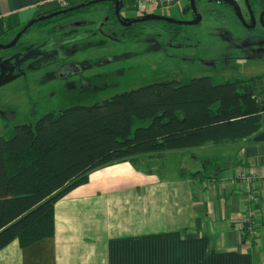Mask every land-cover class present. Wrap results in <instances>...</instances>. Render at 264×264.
I'll return each mask as SVG.
<instances>
[{
    "label": "crops",
    "instance_id": "0c3cea01",
    "mask_svg": "<svg viewBox=\"0 0 264 264\" xmlns=\"http://www.w3.org/2000/svg\"><path fill=\"white\" fill-rule=\"evenodd\" d=\"M86 1L0 0V41L7 44L40 16ZM119 2L129 21L139 19L136 0ZM189 151L193 158L169 166L181 170L171 178L129 163L92 172L87 184L56 203L54 236L28 247L9 244L0 264H264V119L248 139ZM176 152L147 160L159 167ZM244 172L255 182L242 180ZM249 194L257 197L253 205ZM250 207L256 239L242 235Z\"/></svg>",
    "mask_w": 264,
    "mask_h": 264
},
{
    "label": "trees",
    "instance_id": "16d2710c",
    "mask_svg": "<svg viewBox=\"0 0 264 264\" xmlns=\"http://www.w3.org/2000/svg\"><path fill=\"white\" fill-rule=\"evenodd\" d=\"M195 1L197 5L199 0ZM215 1L232 6L226 0ZM249 1V6L255 4L264 11V0ZM99 5L105 21L119 23L111 0L33 27L86 16ZM158 22L172 39L179 38L184 29ZM135 26L121 32L134 38L131 29ZM4 52L8 59L27 51L19 42ZM8 63L1 66L0 61V79L10 72ZM263 115L264 75L232 77L223 83H215L211 76L186 83L165 80L82 107L47 109L17 125L10 139L0 138V251L15 241L28 247L53 237L56 203L87 184L92 172L123 162L139 167L140 160L159 159L166 152L236 143L260 132ZM213 179L216 176L208 180Z\"/></svg>",
    "mask_w": 264,
    "mask_h": 264
},
{
    "label": "rangeland",
    "instance_id": "374dc122",
    "mask_svg": "<svg viewBox=\"0 0 264 264\" xmlns=\"http://www.w3.org/2000/svg\"><path fill=\"white\" fill-rule=\"evenodd\" d=\"M228 2L232 6L199 0L196 8L202 16L201 23L184 26L177 39H172L158 21L134 24L131 30L135 37L130 38L121 32L122 24L105 21L102 5L86 16L30 28L19 41L26 53L5 59L7 50L0 49L1 66L9 62L10 70L2 73L5 75L0 79V83L8 82L0 87V138L10 139L17 125L27 123L47 109L82 107L156 82L186 83L195 77L211 76L215 83H223L232 77L264 75L261 9L255 4L251 6L253 18L259 22L257 28L250 30L239 19L241 16L246 24L250 25L251 21L253 24L246 1ZM190 7L189 0H185L178 6L144 11L137 18L158 14L196 22ZM120 16L124 22H130L121 11ZM225 150L214 152L219 155ZM188 152L191 151L165 155L159 167L147 158L140 160L139 167L123 163L138 169L156 168L159 175L171 178L181 170H171L169 166L176 168L177 163L186 160L184 157L189 159Z\"/></svg>",
    "mask_w": 264,
    "mask_h": 264
},
{
    "label": "water",
    "instance_id": "95a60500",
    "mask_svg": "<svg viewBox=\"0 0 264 264\" xmlns=\"http://www.w3.org/2000/svg\"><path fill=\"white\" fill-rule=\"evenodd\" d=\"M105 1H111V0H90L89 2H86V3H83V4H80V5H77L73 8H70L69 10H61V11H58V12H54L52 14H48V15H44V16H40L34 20H32L30 23H28L17 35V37L15 38V40L10 43V44H0V49L2 50H10L12 49L13 47H15L17 45V43L22 39V37L24 36V34L27 33V31L32 28L35 24H37L38 22H42V21H46V20H49V19H52L56 16H59L61 14H64L66 12H69V11H73V10H78V9H81V8H84V7H88V6H91V5H95V4H99V3H104ZM115 2V5H116V16H117V19L119 20V24H122L124 27H129L131 25H134L136 23H141V22H149V21H162V22H169V23H174V24H177V25H180V26H192V25H198L201 23V19H202V16L198 13V10L196 8V1L195 0H190V5L192 8V11L193 13L196 15L197 17V21L196 22H185V21H182V20H176L174 18H170L169 16H165V15H154V16H149L147 18H141L140 20L137 19V20H133L131 22H124L122 19H121V16H120V2L119 0H112ZM226 1H232V0H226ZM246 3H247V6L249 7L250 11H251V18L254 17L253 15V12L251 10V6H249V0H245ZM263 16H264V11L263 13L261 14V22L263 23ZM239 19H241V22L242 24L244 25L245 28L249 29V25L246 24V22L241 18V16L239 17ZM254 20V24L251 26L250 30L251 29H255L256 28V24H255V19L253 18ZM102 26L99 25L98 29H100Z\"/></svg>",
    "mask_w": 264,
    "mask_h": 264
},
{
    "label": "built area",
    "instance_id": "2783aa9c",
    "mask_svg": "<svg viewBox=\"0 0 264 264\" xmlns=\"http://www.w3.org/2000/svg\"><path fill=\"white\" fill-rule=\"evenodd\" d=\"M181 0H136V11H140V12H144L148 9L151 8H169L171 6H178L180 4ZM242 177V180L244 181H248L251 180L250 182L254 183L255 181H253L255 179V176L253 174H251V172H244L242 174H239ZM251 183V184H252ZM257 200V197L254 194H249L248 195V203H250V205H253V202ZM251 208V207H250ZM248 209L247 211V218L245 220V226L242 228V235H249L251 238L256 239L259 236V232L257 230V225L254 221L253 218V214H254V210L253 208H251V210Z\"/></svg>",
    "mask_w": 264,
    "mask_h": 264
},
{
    "label": "flooded vegetation",
    "instance_id": "af4514ba",
    "mask_svg": "<svg viewBox=\"0 0 264 264\" xmlns=\"http://www.w3.org/2000/svg\"><path fill=\"white\" fill-rule=\"evenodd\" d=\"M261 12L263 13V10H261ZM263 18H264V16H263ZM253 19V18H252ZM255 19V24L257 23L258 24V22H259V20L257 19V18H254ZM249 27L251 28V26L254 24V20H253V24H252V21L251 22H249ZM256 24V25H257ZM257 28V27H256Z\"/></svg>",
    "mask_w": 264,
    "mask_h": 264
}]
</instances>
